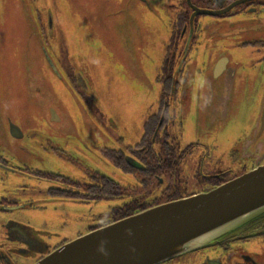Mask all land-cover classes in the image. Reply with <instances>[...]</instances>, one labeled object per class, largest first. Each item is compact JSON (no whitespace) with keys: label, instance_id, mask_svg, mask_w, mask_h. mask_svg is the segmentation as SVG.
I'll return each instance as SVG.
<instances>
[{"label":"rangeland","instance_id":"rangeland-1","mask_svg":"<svg viewBox=\"0 0 264 264\" xmlns=\"http://www.w3.org/2000/svg\"><path fill=\"white\" fill-rule=\"evenodd\" d=\"M178 8V0H0V147L10 157L47 168V137H62L63 133L70 141L80 137L89 145L94 142L90 153L95 168L121 184H132L103 150L125 149L137 142L145 120L156 111L158 75ZM263 13L200 15L201 29L183 65L191 71L188 94L182 101L170 103L173 119L179 115L183 119V140L215 141L210 157L222 167L234 168L230 153L247 164L264 162V151L255 144L250 152L244 148L254 137L257 124V119L250 117L258 115L264 98V49L245 43L264 40V20L257 17ZM49 14L54 58L63 67L84 74L89 83L85 98L73 94L63 77L49 78L47 63L37 47L44 42L42 35L48 33L42 23L50 26ZM222 57L229 59L235 72L225 120L212 109L225 77H214L215 64ZM51 108L57 110L61 121H51ZM212 119L218 120L213 124ZM11 124L20 126L26 135L14 139L9 135ZM8 140L27 146L28 141L34 142L43 150L16 152L8 148ZM200 152L201 148L196 153ZM68 163L62 172L72 177L82 174L77 162ZM47 185H43L44 191ZM124 200L127 198L98 203L39 199L38 213L16 218L32 225L44 241L54 243L59 237L73 239L88 232L91 225L106 222L112 206ZM249 245L264 248V239ZM21 253H13V264L35 262L34 255Z\"/></svg>","mask_w":264,"mask_h":264},{"label":"flooded vegetation","instance_id":"flooded-vegetation-1","mask_svg":"<svg viewBox=\"0 0 264 264\" xmlns=\"http://www.w3.org/2000/svg\"><path fill=\"white\" fill-rule=\"evenodd\" d=\"M178 1L179 8L171 25L170 36L165 45L159 73V75L161 73L171 75V80L173 78L175 80L173 102L182 101L188 94L191 71L185 70L183 65L190 45L196 41L197 32L201 29L198 21L200 15L225 17L238 11L264 12V0ZM230 6L232 7L229 8ZM194 7L214 11L217 14H198L193 17L191 22ZM226 9L228 11L222 12ZM49 16L50 14L47 18ZM257 17L264 20V13ZM42 28H46L48 33L42 35L44 42H40L37 47L39 53L42 51L40 56L47 63L49 78L52 76L53 79L63 77L64 85L67 83L73 94L77 93L85 98L86 92L89 90L86 77L80 70L69 69L59 64L60 60L54 58L55 51L50 44L52 43V32L49 30H52V26L47 27L42 23ZM1 32H3V26H0ZM245 44V46H256L264 49V40L262 39H254ZM167 55L170 57L167 58ZM49 58L56 68L50 63ZM261 60L264 62V56L261 57ZM222 75L225 77L221 84V93L217 103L212 104V109L221 113L223 120H225L227 103L232 93L235 75L228 62L219 76ZM42 82L44 83L43 79ZM159 108L158 99L157 109L154 113ZM148 118L144 122L142 136L137 142L128 144L125 149L105 147L103 150L104 155L114 166L128 174V180H132V184H121L95 168L94 159L90 153L94 142L93 145H89L80 137L71 138L72 141L68 140L64 133L62 137L60 135L47 137L48 146L44 149L50 162L47 168L10 157L7 155L10 153L0 147V264H13L12 255L14 252H22L21 254L24 256L34 255L36 262L55 248L71 240L66 237H59L60 239L54 243H49L37 235L38 231L32 225L16 218L19 215L38 213L39 211L36 210L40 207L37 205L39 199L44 201H53V199L61 201L64 199L72 200L75 203H98L105 199L127 198L121 204L112 206L109 220L91 225L88 229L90 231L145 208L206 191L208 188L223 184L257 165L264 164V162H256L255 160L247 164L244 160H237L230 153L233 161L231 166L234 168L222 167L220 164L214 163L210 157L211 148H215V141L212 140L206 144L202 138L193 136V139L183 140L184 125L180 115L177 117L178 119H173L171 115L167 119ZM250 118L257 119V124L255 125L254 137L244 147L245 151L250 152L253 144L257 149L264 151V98L258 115ZM61 119L60 116L59 120L51 119V121L58 122ZM217 120L212 119L213 124ZM9 135L14 139H21L26 134L23 130L20 133H13L10 129ZM200 136L201 134H199ZM7 144L10 146L8 148H13L20 153L26 151L36 154L43 150L34 142L29 141L28 146L19 142L16 145L9 140ZM200 148L201 152L197 154L196 152ZM85 152L89 155H86ZM98 153L101 151L99 150ZM68 161L77 162L75 166L82 171L80 176L72 177L62 172V170L68 169ZM45 183L48 185L44 191L43 185ZM109 185L113 186L112 192L110 191V193L105 194V198H102L103 192L101 193V190L104 188L107 191ZM42 191L45 194L41 196ZM259 224V226H264V219ZM257 228H243L241 225L224 236L218 237L212 244L194 249L159 264H264V248L253 249L249 245L255 239H264V232L262 233L260 229L256 230Z\"/></svg>","mask_w":264,"mask_h":264},{"label":"water","instance_id":"water-1","mask_svg":"<svg viewBox=\"0 0 264 264\" xmlns=\"http://www.w3.org/2000/svg\"><path fill=\"white\" fill-rule=\"evenodd\" d=\"M198 14L217 12L194 7L191 22ZM49 25L52 26L51 15ZM49 61L56 68L50 58ZM227 62L226 57L216 62L214 77L222 73ZM50 117L60 119L55 108L50 109ZM10 129L13 133L21 132L14 124ZM263 212L264 164H261L206 191L157 204L94 228L33 264H159L212 244Z\"/></svg>","mask_w":264,"mask_h":264},{"label":"trees","instance_id":"trees-1","mask_svg":"<svg viewBox=\"0 0 264 264\" xmlns=\"http://www.w3.org/2000/svg\"><path fill=\"white\" fill-rule=\"evenodd\" d=\"M168 52V51H167ZM169 53V52H168ZM167 58L170 57V55L166 56ZM166 58V59H167ZM168 60V59H167ZM166 60V62H167ZM165 62V63H166ZM163 66V64H162ZM164 67V66H163ZM164 70V68H163ZM172 76L171 75H165L164 73H161L158 76V81L161 83V88H160V98H159V104L160 108L158 111L152 115L149 116L148 119H167L168 116H170L169 113V106L172 100L174 99L175 95V80L174 78L171 80ZM166 107V108H165ZM108 179V178H107ZM113 186L109 185V188L107 191L104 190V188L101 190V193L103 192L102 198H105V194L112 192ZM264 219V212L260 214L259 216L253 218L252 220L248 221L243 225V228H255L258 227L256 230H261V232H264V226H259L260 222Z\"/></svg>","mask_w":264,"mask_h":264},{"label":"clouds","instance_id":"clouds-1","mask_svg":"<svg viewBox=\"0 0 264 264\" xmlns=\"http://www.w3.org/2000/svg\"><path fill=\"white\" fill-rule=\"evenodd\" d=\"M100 250L103 251V248H101Z\"/></svg>","mask_w":264,"mask_h":264}]
</instances>
